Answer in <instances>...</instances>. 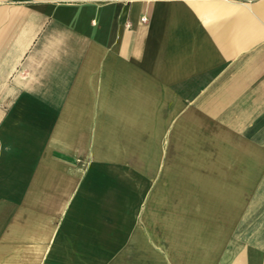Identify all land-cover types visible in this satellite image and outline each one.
<instances>
[{
    "label": "crops",
    "instance_id": "crops-1",
    "mask_svg": "<svg viewBox=\"0 0 264 264\" xmlns=\"http://www.w3.org/2000/svg\"><path fill=\"white\" fill-rule=\"evenodd\" d=\"M0 264H264V0H0Z\"/></svg>",
    "mask_w": 264,
    "mask_h": 264
},
{
    "label": "bare ground",
    "instance_id": "bare-ground-1",
    "mask_svg": "<svg viewBox=\"0 0 264 264\" xmlns=\"http://www.w3.org/2000/svg\"><path fill=\"white\" fill-rule=\"evenodd\" d=\"M214 143H215V145H214L215 148L218 147V148H220V150L223 149V148H221L222 144L224 143L223 141H214ZM218 148H217V149H218Z\"/></svg>",
    "mask_w": 264,
    "mask_h": 264
},
{
    "label": "rangeland",
    "instance_id": "rangeland-1",
    "mask_svg": "<svg viewBox=\"0 0 264 264\" xmlns=\"http://www.w3.org/2000/svg\"><path fill=\"white\" fill-rule=\"evenodd\" d=\"M225 158H226V156H225ZM237 179H239V177H237Z\"/></svg>",
    "mask_w": 264,
    "mask_h": 264
},
{
    "label": "built area",
    "instance_id": "built-area-1",
    "mask_svg": "<svg viewBox=\"0 0 264 264\" xmlns=\"http://www.w3.org/2000/svg\"><path fill=\"white\" fill-rule=\"evenodd\" d=\"M142 21H145V19H143Z\"/></svg>",
    "mask_w": 264,
    "mask_h": 264
}]
</instances>
